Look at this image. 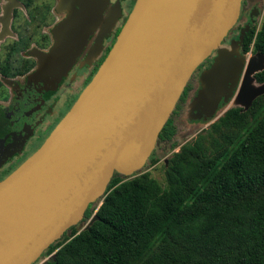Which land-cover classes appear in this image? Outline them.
<instances>
[{
	"label": "water",
	"instance_id": "water-1",
	"mask_svg": "<svg viewBox=\"0 0 264 264\" xmlns=\"http://www.w3.org/2000/svg\"><path fill=\"white\" fill-rule=\"evenodd\" d=\"M98 1H91L87 14L62 23L60 43L40 57L38 73L56 58L62 64L73 52L80 35L91 28ZM243 2L136 0L107 57L72 107L41 147L0 181V264H47L56 252L44 253L67 231L73 226L88 229L98 218L114 174L133 178L147 168L190 80L213 53L193 108L200 115L216 110L242 74L239 97L246 105L264 94V83L255 79L264 69V54L239 51L250 26L237 40L226 42ZM16 5L18 0H10L4 6L2 34L8 32ZM24 131L7 146L0 165L20 150L29 136V128ZM97 203L83 224L87 209Z\"/></svg>",
	"mask_w": 264,
	"mask_h": 264
},
{
	"label": "trees",
	"instance_id": "trees-1",
	"mask_svg": "<svg viewBox=\"0 0 264 264\" xmlns=\"http://www.w3.org/2000/svg\"><path fill=\"white\" fill-rule=\"evenodd\" d=\"M241 50L264 54V19L246 31ZM255 79L264 83V69ZM175 133L171 117L147 167ZM165 177L162 186L150 172H116L98 218L52 244L47 264H264V94L248 110L229 108L184 144ZM97 207L91 204L83 221Z\"/></svg>",
	"mask_w": 264,
	"mask_h": 264
},
{
	"label": "flooded vegetation",
	"instance_id": "flooded-vegetation-1",
	"mask_svg": "<svg viewBox=\"0 0 264 264\" xmlns=\"http://www.w3.org/2000/svg\"><path fill=\"white\" fill-rule=\"evenodd\" d=\"M9 1L10 0L3 4V0H0V10L3 9L4 11V6ZM57 1V22L55 24V31L52 30V33L54 34V40H51L50 34L43 33L41 38L42 40L40 41L33 40L34 33L30 32V30H32L34 26L39 27L41 20L45 22V26L51 25L49 23V19L52 15V6L50 4L42 6L35 5L34 0H18V5L13 8L12 19L9 24L8 32L12 29L15 18L20 16L19 10L22 9L23 6L28 10L29 18L26 21L27 25L25 26V31L17 33L16 40L8 43L5 46L6 55L0 59V73L2 75L5 77L7 76L3 71L7 69L8 62H10L9 65L11 67V69L8 71L9 76L20 77L33 70L37 66V60L29 56L21 57L19 55L22 52L28 50L33 44L38 45L43 49H48L47 51L49 53L53 47L59 45L60 43L62 23L71 18L73 19L79 14H87L89 12V8L91 7L90 4L92 0H84L79 4L67 7L63 6L62 0ZM261 1L262 0H244L242 11L244 8H246V6H250L253 10L261 3ZM135 2L136 0H108L107 2L99 0L96 3L95 10H92L91 13L92 19L90 23V29H92L91 33L95 32V35L92 33L93 35L91 36L92 42L90 49H85L81 56L79 58L77 57L70 76L68 74L67 77H63L61 83L57 82V88L55 90L49 89V91L57 94L56 96L53 95V99L50 97L52 101L50 99L40 98L35 105L30 106V108L25 111V119L21 118V120L16 123V125L19 123V128H13V121L8 119V117L0 111V158H3L2 155L7 151V146L10 143H15L17 139L25 135L27 132L24 131V129L26 127L29 128V136L26 141L23 142L20 150L8 159H5V161L0 165V181L5 179L8 174L19 167L29 156H31L41 147V145L44 143H41V141L46 140L48 137L47 131L50 130L51 132L61 121V119L69 110L68 109L65 111V108L72 107L83 89L86 87L91 78L99 69L102 62L107 57L109 51L117 39L118 34L120 33L130 12L132 11ZM2 15L3 12L0 16ZM251 20H253V18ZM1 25L3 28L2 22ZM100 32H105V34L101 36L100 42H96L95 39L99 36ZM93 45L97 47V49L94 51L92 49ZM215 55L216 52L213 53L209 58L211 59V63L213 62ZM59 66L60 63H57V68ZM19 67H25V70L21 73L13 75L15 69ZM33 87L35 92L41 93L48 90L46 89L44 83H41L40 86L33 85ZM51 106H54V113L49 115L46 111H48ZM27 111H39V114H42L41 116L44 119L38 118L39 114L35 113L33 116L35 121L32 122L26 114ZM41 120L45 121L46 123H41Z\"/></svg>",
	"mask_w": 264,
	"mask_h": 264
},
{
	"label": "rangeland",
	"instance_id": "rangeland-1",
	"mask_svg": "<svg viewBox=\"0 0 264 264\" xmlns=\"http://www.w3.org/2000/svg\"><path fill=\"white\" fill-rule=\"evenodd\" d=\"M7 1L8 0H3V4H5ZM262 3L263 7H261L260 12L257 13H255L254 9L252 10L250 6H246V8H244L237 25L232 30L226 42H231V40L233 39L237 40L241 34V31L246 25H249L250 29L256 28L258 30L260 28L261 23L264 19V0ZM34 4L40 6L50 4L52 6L51 13L54 17L51 15L49 19V23L51 25L45 26V22L41 20L39 27L34 26V28L30 30V32L34 33L33 40L41 41L43 33L50 34L51 40H54V34L52 33V30L55 31V24L57 22L56 8L58 5V1L34 0ZM19 11L20 16L15 18L12 29L8 33L2 34V25L0 22V59H2V57L6 55L5 46L8 43L16 40L17 33L25 31V26L27 25L26 21L29 18V13L24 6ZM2 12L3 9L0 10V15L2 14ZM252 18L253 20H251ZM91 31L92 29L87 30L80 35L73 49V52L66 57L64 62L60 64L58 68L56 58V60L49 62L47 64V67L45 69L43 68L41 73H38V68L40 66V57L47 54L48 49H43L40 46L33 44L28 50L22 52L19 55L21 57L29 56L37 60V66L33 70H31L28 74L20 77H5L0 73V111L5 114L8 119L13 121V128H19V123L17 125L16 123L21 120V118L25 119V111L28 110L30 106L35 105L40 98L50 99L51 97V99H53V95H57L56 93L54 94V92L49 91V89L55 90L57 88V82L61 83L63 77H67L68 74L70 76L71 71L73 70V67L75 65L74 62L77 60V57L79 58L85 49H90L92 42L91 36L93 34L95 35V32H92V34ZM103 34H105V32H100L99 36L96 37L95 41L100 42L101 36ZM92 49L94 51L97 49V47L93 45ZM239 51L240 53H242L241 46ZM247 54L253 57L256 55V53H253L252 51L248 52ZM261 58L264 62V56H262ZM210 64L211 59L208 58L196 70L188 86L186 87L185 92L181 97V100L177 105L175 113L172 115L173 123L176 127V133L174 134L171 140L160 142L159 146L161 148L155 152V156L158 157L157 162H151L149 166L145 170H143L144 172H150L151 175L162 184V186L166 185V166L170 157L175 152L180 151L184 144L188 142H193L200 133H205L206 130L210 128L211 124L216 122L219 117L222 116L229 108L234 106H241L245 110H248L252 106V104L250 106L246 105V103L239 97V88L243 78L242 74L239 77V80L237 81V86L235 87V90L231 93V95H227V93H225L219 103V106L216 108V110L212 111L208 117L200 115L196 109H193L195 106L194 104L197 102L195 99L200 94V90L202 88V83L200 80L201 74L204 70L210 67ZM41 83H44L46 89L48 90L41 93L35 92L33 90V85L40 86ZM53 107L54 106H51V108L48 109L49 112L46 111L49 115L54 113ZM70 108L71 107L65 108V111ZM191 108L193 109V111ZM35 113L39 114L40 112H26L27 116L31 119L29 120L32 122L35 121V118H33ZM41 115L42 114H39L38 118H42ZM41 123L46 122L41 120ZM51 132L50 130H48L47 135L49 136V133ZM44 141L45 140H42L41 143ZM87 221L88 220L83 221L82 223L86 224Z\"/></svg>",
	"mask_w": 264,
	"mask_h": 264
},
{
	"label": "crops",
	"instance_id": "crops-1",
	"mask_svg": "<svg viewBox=\"0 0 264 264\" xmlns=\"http://www.w3.org/2000/svg\"><path fill=\"white\" fill-rule=\"evenodd\" d=\"M263 0L261 1V3L259 4V6H257L259 9H261V7H263Z\"/></svg>",
	"mask_w": 264,
	"mask_h": 264
}]
</instances>
